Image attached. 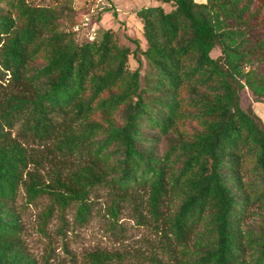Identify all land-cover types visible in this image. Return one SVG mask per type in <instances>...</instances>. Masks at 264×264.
<instances>
[{
	"label": "trees",
	"instance_id": "obj_1",
	"mask_svg": "<svg viewBox=\"0 0 264 264\" xmlns=\"http://www.w3.org/2000/svg\"><path fill=\"white\" fill-rule=\"evenodd\" d=\"M155 1L137 11L146 47L132 50L112 29L79 41L67 5L0 0V264H38L21 187L80 226L97 189L114 220L121 202L145 203L168 264H264V221L247 223L253 209L264 219V0ZM45 163L46 179L29 171Z\"/></svg>",
	"mask_w": 264,
	"mask_h": 264
},
{
	"label": "rangeland",
	"instance_id": "obj_2",
	"mask_svg": "<svg viewBox=\"0 0 264 264\" xmlns=\"http://www.w3.org/2000/svg\"><path fill=\"white\" fill-rule=\"evenodd\" d=\"M32 5L63 6L72 9L67 13L64 27L75 31L81 25L83 17L97 11V5L103 1L107 6L93 19L95 32L80 28L74 32L79 41L87 40L90 35H102L112 29L116 32L121 45L134 50L138 40L145 48L143 22L137 11L143 7L157 6L152 0H27ZM169 11L170 6L165 5ZM217 58L220 50L212 52ZM130 67L135 68L132 56ZM146 63L143 62L145 70ZM253 104L250 93L242 95V106ZM255 113L264 122V103H254ZM38 170L40 178L46 179L51 172L50 164L36 166L30 164L29 171ZM50 183V182H46ZM112 194L108 188H100L92 195L94 211L90 221L83 226L74 222V209L62 214L47 195L30 201L28 192L20 188L17 211L22 223V240L29 255L38 264H85L86 257L92 252H105L114 255L113 264H168V245L162 235V228L150 217L145 203L121 202V214L117 220L109 216L108 209L113 204ZM53 207L48 218L46 212ZM253 216L248 225L258 228L263 219V212L253 209Z\"/></svg>",
	"mask_w": 264,
	"mask_h": 264
},
{
	"label": "built area",
	"instance_id": "obj_3",
	"mask_svg": "<svg viewBox=\"0 0 264 264\" xmlns=\"http://www.w3.org/2000/svg\"><path fill=\"white\" fill-rule=\"evenodd\" d=\"M107 7H109V5L107 6L103 1H100V3L97 5V11H91L90 15H86L83 17V20L81 22V25L77 26L75 28V31H79L80 28L92 31L93 33L95 32V27L92 26V22L94 17L97 18L99 13L104 11ZM94 38V34L89 36L90 40H93Z\"/></svg>",
	"mask_w": 264,
	"mask_h": 264
},
{
	"label": "crops",
	"instance_id": "obj_4",
	"mask_svg": "<svg viewBox=\"0 0 264 264\" xmlns=\"http://www.w3.org/2000/svg\"><path fill=\"white\" fill-rule=\"evenodd\" d=\"M152 1H155V0H152ZM197 2H200V3H204L206 2V0H196ZM159 3V1H157Z\"/></svg>",
	"mask_w": 264,
	"mask_h": 264
}]
</instances>
